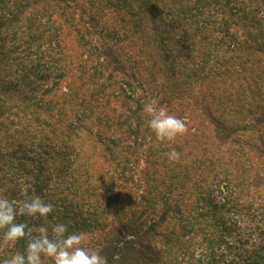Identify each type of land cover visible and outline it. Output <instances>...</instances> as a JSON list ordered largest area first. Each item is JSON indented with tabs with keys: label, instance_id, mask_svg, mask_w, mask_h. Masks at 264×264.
Instances as JSON below:
<instances>
[{
	"label": "trees",
	"instance_id": "16d2710c",
	"mask_svg": "<svg viewBox=\"0 0 264 264\" xmlns=\"http://www.w3.org/2000/svg\"><path fill=\"white\" fill-rule=\"evenodd\" d=\"M151 101L188 133L157 141ZM24 187L108 264H264V0H0V196Z\"/></svg>",
	"mask_w": 264,
	"mask_h": 264
},
{
	"label": "clouds",
	"instance_id": "9594fccd",
	"mask_svg": "<svg viewBox=\"0 0 264 264\" xmlns=\"http://www.w3.org/2000/svg\"><path fill=\"white\" fill-rule=\"evenodd\" d=\"M147 126L157 141L172 142L188 133L184 119L170 114L169 110L156 101L144 105ZM169 162H179L180 153L175 149L166 153ZM22 201L9 200L0 196V254L15 248L23 240V251L0 257V264H108L101 250L91 248L83 233H69L68 226L57 223L49 226L48 216L54 211L52 203H46L39 196H29L27 187L21 188ZM33 220L43 218L45 223L30 226L17 222V217Z\"/></svg>",
	"mask_w": 264,
	"mask_h": 264
}]
</instances>
